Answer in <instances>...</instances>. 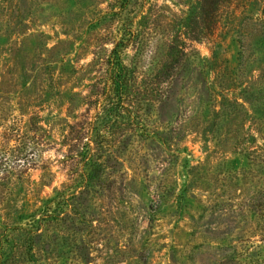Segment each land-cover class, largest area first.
<instances>
[{"label":"rangeland","instance_id":"obj_1","mask_svg":"<svg viewBox=\"0 0 264 264\" xmlns=\"http://www.w3.org/2000/svg\"><path fill=\"white\" fill-rule=\"evenodd\" d=\"M0 264H264V0H0Z\"/></svg>","mask_w":264,"mask_h":264},{"label":"trees","instance_id":"obj_2","mask_svg":"<svg viewBox=\"0 0 264 264\" xmlns=\"http://www.w3.org/2000/svg\"><path fill=\"white\" fill-rule=\"evenodd\" d=\"M129 40H121L119 42H117L115 44V47L112 50L111 56H110V65L114 66V68L116 70H120V69H126L127 67L124 65L123 60H122V56H121V49L123 47H125L128 44ZM127 80L126 76L125 78H123L122 76L119 75V78L117 77L115 79V81H117V83H121L122 85H124Z\"/></svg>","mask_w":264,"mask_h":264}]
</instances>
